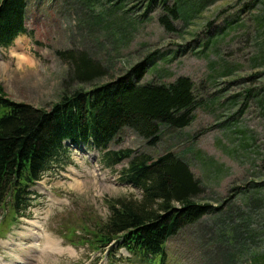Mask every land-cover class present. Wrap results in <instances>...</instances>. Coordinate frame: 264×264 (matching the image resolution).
Masks as SVG:
<instances>
[{"label":"rangeland","instance_id":"rangeland-1","mask_svg":"<svg viewBox=\"0 0 264 264\" xmlns=\"http://www.w3.org/2000/svg\"><path fill=\"white\" fill-rule=\"evenodd\" d=\"M189 1L174 18L163 0L150 8V0H27L29 32L0 47V85L11 99L49 108L72 68L58 51L85 52L100 66L103 75L69 86L85 90L158 52L142 82L189 76L198 99L194 120L181 129L163 126L155 145L124 127L109 149L152 158L174 151L202 184L198 201L213 209L170 237L165 264H255L264 254V0ZM166 13L176 30L160 21ZM69 146L65 167L31 188L38 195L30 212L19 218L8 208L0 217V256L12 259L9 243L28 246L19 235L40 220L45 230L36 244L50 234L64 250L45 248L39 264H151L116 244L103 250L87 240L109 215L106 199L141 197L140 188L120 180L128 161L105 166L99 149Z\"/></svg>","mask_w":264,"mask_h":264},{"label":"trees","instance_id":"trees-1","mask_svg":"<svg viewBox=\"0 0 264 264\" xmlns=\"http://www.w3.org/2000/svg\"><path fill=\"white\" fill-rule=\"evenodd\" d=\"M154 1L150 0L148 8ZM189 3L178 0L175 7H169L163 0L164 9L174 18ZM28 4L27 0H0V47H9L18 36L28 34ZM160 21L168 31L176 30L167 13ZM58 53L70 60L72 68L60 99L49 108L11 99L0 85V217L8 208L19 218L26 216L32 196L38 195L31 188L54 167H65L62 156L70 155L69 145L86 144L101 151L105 166L127 160L120 180L142 191L140 198L106 199L109 215L87 231V240L103 250H112L116 244L145 262L165 264L170 237L213 209L198 201L202 184L174 151L152 158L130 148L110 150L109 146L124 127L155 145L163 126H188L198 106L194 82L189 76H179L170 84L143 83L158 53L151 52L110 81L88 90L70 89L71 83L92 81L103 71L85 52L79 56L73 50ZM255 264H264V254L256 256Z\"/></svg>","mask_w":264,"mask_h":264},{"label":"bare ground","instance_id":"bare-ground-1","mask_svg":"<svg viewBox=\"0 0 264 264\" xmlns=\"http://www.w3.org/2000/svg\"><path fill=\"white\" fill-rule=\"evenodd\" d=\"M19 37H22L19 36ZM29 229L26 230V232L20 234L19 240L21 241L25 240L28 246L19 247V244L16 243H9L11 245V253L13 254V257L10 261H6L5 257L0 256V264H39V255L45 248L55 249L59 252L63 251L64 249L60 248V242L58 239L54 238L50 234H44L46 236V241L43 243L42 246H39L38 243L36 244V241L39 238H42V230L44 227V224L41 223L40 220L38 221H31L29 222ZM41 232V234H40ZM41 236V237H40ZM53 239H48V238ZM48 239V240H47ZM22 245V243H21Z\"/></svg>","mask_w":264,"mask_h":264}]
</instances>
